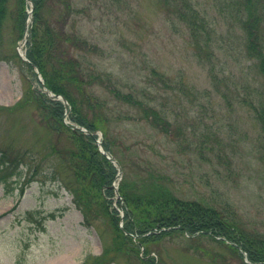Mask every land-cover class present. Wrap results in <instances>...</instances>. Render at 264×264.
Instances as JSON below:
<instances>
[{
  "label": "rangeland",
  "instance_id": "1",
  "mask_svg": "<svg viewBox=\"0 0 264 264\" xmlns=\"http://www.w3.org/2000/svg\"><path fill=\"white\" fill-rule=\"evenodd\" d=\"M76 1L68 31L93 49L73 53L103 76L91 89L110 104L106 129L119 141L122 176L112 182L110 206H92L88 217L76 203L72 171L55 150L65 138L33 98V91L48 95L43 77L21 56L33 12L26 0L23 33L11 17L0 29V155L5 149L22 171L8 190L0 183V264H245L242 245L211 230L125 236L119 185L127 175L143 188L171 187L220 210L264 247V119L254 109L262 107L264 76L244 45L237 10L246 0H193L214 21L210 43L197 42L177 0ZM255 1L264 41V0ZM112 87L133 92L151 111L116 99ZM156 116L170 121L171 133Z\"/></svg>",
  "mask_w": 264,
  "mask_h": 264
},
{
  "label": "trees",
  "instance_id": "2",
  "mask_svg": "<svg viewBox=\"0 0 264 264\" xmlns=\"http://www.w3.org/2000/svg\"><path fill=\"white\" fill-rule=\"evenodd\" d=\"M12 1L0 0V29L6 18L11 17L14 25L20 28L22 34L25 20L28 17L26 0H14V8L11 7ZM169 1L164 0L165 4H168ZM177 1L179 2L177 13L182 20L189 23L197 42L200 43L203 40L210 43L215 40L217 34L212 29L214 21H211L209 15L197 7V2L193 0ZM33 2L34 9L26 49L28 60L25 61V64L31 70L34 67L38 68L44 79L43 85L56 93L63 94L68 99L69 120L71 123L85 126L90 130V133L73 128L71 123L65 122L66 106L61 100L50 98L46 93L40 91L38 93L33 91V98L43 115L45 114L47 120L51 122L54 130L56 128L65 138L64 145L55 150L67 161L73 174L70 182L71 191L78 206L89 217L94 212L92 206L100 205L106 201L110 206V199L115 193L112 182L117 173L116 165L100 150L97 143L98 134L96 131L101 129L103 132L102 143L105 149L115 157L119 141L116 137L109 136L106 129L107 120L112 118L107 112V110H111L110 104L91 89L93 83L97 81L96 79L103 80V76L86 66L83 59L73 53L75 48L88 51L93 49V44L89 39L68 31L70 15L75 13L77 1L33 0ZM257 8L252 0H246L244 6H239L237 11L245 29L244 45L247 54L257 59L259 69L264 76V41L261 33V16L263 15ZM174 11L177 9L174 8ZM200 52L203 51L200 50ZM200 56H202L201 53ZM34 75H36L35 72ZM92 81L93 83H91ZM112 89L116 99L129 103H143L145 112L151 111V106L139 101L133 92H122L115 87ZM258 105H255L254 109L262 122L264 100L261 101L262 107ZM156 118L159 119L158 122H161L159 125L161 131L172 132L168 125L170 121L162 120L164 116L163 118L156 116ZM119 161L121 162V160ZM18 168L19 160L16 157L11 158L10 154L2 149L0 183L5 186V189H9L8 185L13 176L19 174L18 177L21 178L22 171ZM155 179L156 177H154ZM20 185L22 192L26 181L23 179ZM119 191L125 203L126 222L122 229L119 225L118 228L124 232L125 236L136 234L138 237L149 238V235L145 234L148 230L151 229V234H154L153 229L164 227L171 229L162 231L161 235L176 230L193 234L202 230H211L215 234L230 236L237 242H240L241 239L249 258L264 264V247L259 248L254 245L252 239L246 233H242L243 230L235 225L232 227L220 210L215 207L205 205L195 199L182 198L175 194L171 187L164 186L159 182L153 189L152 187L143 188L138 180L135 181L127 175L120 181ZM115 244L117 243L115 242Z\"/></svg>",
  "mask_w": 264,
  "mask_h": 264
},
{
  "label": "water",
  "instance_id": "3",
  "mask_svg": "<svg viewBox=\"0 0 264 264\" xmlns=\"http://www.w3.org/2000/svg\"><path fill=\"white\" fill-rule=\"evenodd\" d=\"M50 94H51V96H53V97H59V98H61V99H63L65 102H67V100H66V98L63 96V95H58V94H56V93H52V92H50ZM100 145H101V150L112 160V161H114L116 164H118L119 165V163H118V161L116 160V159H114V158H112L111 156H109L108 154H107V152L105 151V149H104V147L102 146V144L100 143Z\"/></svg>",
  "mask_w": 264,
  "mask_h": 264
}]
</instances>
